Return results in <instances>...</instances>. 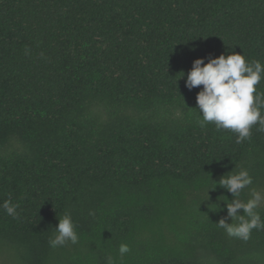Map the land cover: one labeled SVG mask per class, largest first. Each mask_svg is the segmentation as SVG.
Segmentation results:
<instances>
[{"label":"trees","instance_id":"16d2710c","mask_svg":"<svg viewBox=\"0 0 264 264\" xmlns=\"http://www.w3.org/2000/svg\"><path fill=\"white\" fill-rule=\"evenodd\" d=\"M233 52L264 65V0H0V264H264V228L216 224L221 176L264 191V131L201 128L185 87ZM66 213L78 243L53 249Z\"/></svg>","mask_w":264,"mask_h":264},{"label":"clouds","instance_id":"9594fccd","mask_svg":"<svg viewBox=\"0 0 264 264\" xmlns=\"http://www.w3.org/2000/svg\"><path fill=\"white\" fill-rule=\"evenodd\" d=\"M262 79L264 65L259 61L247 62L243 54L233 52L209 56L206 63L205 58L195 59L187 72L185 87L192 90L202 86L196 95V108H192L198 113L199 126L204 128L208 123H213L217 130H229L236 134L237 143L250 139L251 128L257 123L264 131V93L256 88ZM228 173L221 176L216 185L230 193L232 200L225 204L226 217L216 224L228 236L247 240L253 229L264 228V221L257 211L264 205V191L249 188L253 181L246 169ZM246 188L250 196L245 201L240 196ZM2 207L7 214L15 217L18 205L9 199L4 201ZM238 210H242L243 214ZM228 219L231 223L226 222ZM78 239L71 215L66 213L58 219L49 245L53 249L68 243L75 245ZM118 251L123 256L130 249L128 245L121 244ZM107 264H114L111 256L107 257Z\"/></svg>","mask_w":264,"mask_h":264}]
</instances>
